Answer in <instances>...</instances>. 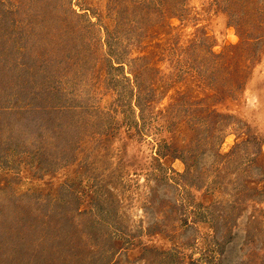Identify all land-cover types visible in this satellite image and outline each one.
Masks as SVG:
<instances>
[{
	"label": "rangeland",
	"instance_id": "1",
	"mask_svg": "<svg viewBox=\"0 0 264 264\" xmlns=\"http://www.w3.org/2000/svg\"><path fill=\"white\" fill-rule=\"evenodd\" d=\"M0 264H264V0H0Z\"/></svg>",
	"mask_w": 264,
	"mask_h": 264
}]
</instances>
